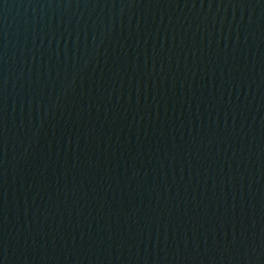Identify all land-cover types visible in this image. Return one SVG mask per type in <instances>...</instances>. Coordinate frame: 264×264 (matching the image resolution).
<instances>
[{
	"label": "water",
	"instance_id": "95a60500",
	"mask_svg": "<svg viewBox=\"0 0 264 264\" xmlns=\"http://www.w3.org/2000/svg\"><path fill=\"white\" fill-rule=\"evenodd\" d=\"M0 264H264V0H0Z\"/></svg>",
	"mask_w": 264,
	"mask_h": 264
}]
</instances>
